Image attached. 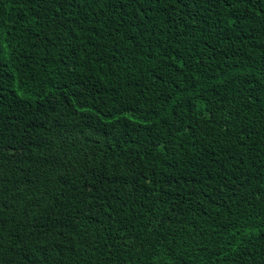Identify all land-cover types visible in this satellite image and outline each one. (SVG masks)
Returning <instances> with one entry per match:
<instances>
[{
    "label": "trees",
    "instance_id": "obj_1",
    "mask_svg": "<svg viewBox=\"0 0 264 264\" xmlns=\"http://www.w3.org/2000/svg\"><path fill=\"white\" fill-rule=\"evenodd\" d=\"M0 264H264V0H0Z\"/></svg>",
    "mask_w": 264,
    "mask_h": 264
}]
</instances>
